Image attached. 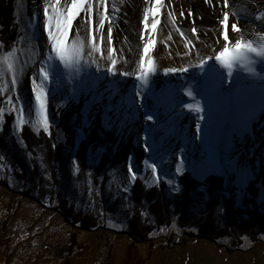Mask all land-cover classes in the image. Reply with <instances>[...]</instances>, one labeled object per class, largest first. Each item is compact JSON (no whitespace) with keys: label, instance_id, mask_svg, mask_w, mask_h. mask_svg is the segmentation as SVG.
Here are the masks:
<instances>
[{"label":"rangeland","instance_id":"1","mask_svg":"<svg viewBox=\"0 0 264 264\" xmlns=\"http://www.w3.org/2000/svg\"><path fill=\"white\" fill-rule=\"evenodd\" d=\"M127 2L128 0H88L93 9L90 19H86L83 12L77 16L69 29L66 43L71 46L77 39V34L80 38L82 28H88L90 34L99 29L98 21L105 9L112 26L115 25L123 14L122 7ZM70 6L71 0H59V4L56 0H0V14L5 13L4 9L8 7L9 22L13 24L8 33H3L1 30L4 26H0V136L6 133L5 138L8 137L14 145L21 148L24 143L22 132H25L26 128L32 131L36 138L43 134L51 137V148L57 151L63 149L67 154L66 163L73 178L78 176L80 169L77 162L73 165L72 161L76 160L77 152L84 146L92 183H97V190L104 194L107 200L122 199L125 208L131 203V190L136 181L133 182L128 173V157L131 154L134 157L133 171L137 173V178L143 180L146 188H163L161 191L171 202L180 192V176L190 171L192 179L196 182L195 190L199 193L192 208L194 213H200L205 208L208 194L202 184L211 173L224 179L223 193L232 202L229 211L236 221L248 220L253 211L264 212V159L259 160L258 164H255L254 160L246 161L243 153L239 156L232 154L223 144H216L210 150L203 149L198 144L200 151L192 153L193 150L189 148L190 138L185 141L184 126H177L179 137L175 139L176 144L174 143L178 145L182 135L185 141H181L184 149L154 147L151 152L144 150L145 129L157 131L163 126L154 120L146 122L145 116L152 114L154 119L157 117L156 119L162 122L168 117L169 111L167 107L161 110L162 112L153 108L152 93H149L148 89L151 86V92L158 89L153 86V81L149 88L141 87V82L136 79L138 75L132 79L127 77V81L121 80L124 76L120 75L115 77V83L109 84L110 73L106 75L105 70L99 69L103 75L96 70V78H101V75L105 78L103 89L109 90L113 97L119 95L120 100L116 103H108L106 100L99 104L100 106L97 104L95 109L92 104L96 103L86 102L87 94L81 96L76 94L77 91H73L75 82L69 77L76 74L65 69L58 60L52 61L56 67L47 85V112L51 122V135L37 126L39 118L31 92V76L34 71H38L41 60L50 48L44 30V9L47 7L51 15L53 7L66 12ZM162 7L168 6L161 5ZM169 8L175 20L181 17V12L186 11L172 4ZM2 21L6 19L0 18V22ZM108 26L106 22L104 32ZM12 30L15 32L13 42L7 41L12 35ZM52 55L55 56V53ZM9 64L12 65L11 70L8 68ZM135 68L132 70L134 73L137 72ZM21 69L24 71L22 80L13 87L12 74L15 72L17 77H20ZM156 80L155 77L154 81ZM119 83L122 86H119ZM76 84L82 83L76 81ZM172 86L173 81L168 84L169 88ZM182 86L185 84L182 83ZM160 90L162 91V87ZM136 92L142 96H136ZM18 96L22 97V100H18ZM240 96L244 100L248 98V95ZM185 100L192 102V98L189 99L188 96ZM21 104L25 109L22 114L14 111V108ZM109 104L116 111H110L108 115L114 114L113 118L118 122L124 119L125 115L129 120L127 122L135 125V130L122 126L125 130L120 135L117 121H110L111 126L105 127V108ZM85 111L89 120L87 127H83L82 123ZM187 114L185 110H176L169 121H180L184 116L187 118ZM21 115L25 120L23 127L16 123ZM259 125L263 130L257 132L252 128L250 136L256 143L254 146L259 147L260 151L264 147V141H258L257 137L260 134V137L264 138V121L261 120ZM206 126L209 131L218 132V129L210 124ZM154 138L158 137L155 135ZM155 143L156 141L153 142ZM194 143L193 140L192 145ZM40 148L44 147L40 144ZM182 157L183 163L180 162ZM104 162V171L94 179L96 169ZM153 163L157 166L155 175L151 172ZM177 167L181 169V173L176 172ZM12 174L7 161L0 159V264H264V234L255 241L248 236H241L240 243L236 245L232 244L230 238L221 239L219 244H215L199 235L196 228L179 227L178 217L174 215L170 227H164L151 234L152 241L137 242L128 234V222L122 213H116L114 216L107 214L101 227L96 230L75 226L56 211V204L43 205L32 197L11 190L7 184L14 181ZM169 180L172 181L171 185ZM177 186L179 191H176ZM241 190L244 195L238 197L237 194ZM91 200L92 197L87 198V201Z\"/></svg>","mask_w":264,"mask_h":264},{"label":"bare ground","instance_id":"2","mask_svg":"<svg viewBox=\"0 0 264 264\" xmlns=\"http://www.w3.org/2000/svg\"><path fill=\"white\" fill-rule=\"evenodd\" d=\"M170 4L178 6L181 10L186 9L183 12L184 15L178 20L173 19L170 13ZM162 5L168 7L160 8L157 13V18L160 20V23L157 25L155 31H152L149 26L146 33L143 27L144 12L148 8L154 7V0H128L122 7L123 14L121 18L112 26L113 43L111 47L116 49L113 53V58L117 61V75L115 77H120V73L124 71L130 73L129 76H124L121 79L123 81H127V77H131L130 79H132L133 76L139 75V60L143 55V44L149 36L156 40V44L150 49L148 54L153 61L152 71L148 78V88L153 81V86L155 85V88L158 90H152L153 92H151V86L148 89L150 92H148L152 93L153 108H158L162 112L161 110L167 107L166 109L170 113L168 112L169 118L167 117L162 122L159 119L158 121L156 119L157 117L155 119L153 118L156 123L163 124V126L158 128L157 131H151L149 128L150 132L146 133L145 136L151 135L150 143L151 141L152 143L156 141L154 147H158L159 149L162 147L165 149L170 148L173 150L182 149L183 145L181 141L185 142L187 138H190L189 141L191 143L189 142V148L193 150L192 153L200 151L197 148L198 144L206 150H210L216 144H223V147L226 145L229 152L232 151V154L235 153V155L239 156L243 153L246 161L254 160L255 164H258L260 162L259 160L264 159V147L259 151L260 148L254 146L256 143L252 141L250 129L253 128L257 132L263 130L262 127L260 129L259 125L261 120L264 121V99L261 97V84L259 79L254 80L249 72L239 65L234 67L233 77L229 78L227 70L222 69L219 62L215 61L213 57V60L208 61V65L217 64L216 68H219V71H222L224 74V82L222 87L213 83L208 94L204 95L202 90L205 79L204 73L199 68L191 67L190 65L197 64L200 58L206 59L213 53L218 55L222 50V45L234 44L235 40L240 38V33H235L231 30V23H236L238 27L242 26L241 31L244 34L245 40L251 39L254 43L258 42L259 37L264 35V0H227V6H225V0H162ZM224 11L228 12L230 18L227 30L229 35L228 41H224V25L220 23L223 19ZM151 20L152 17L150 16L149 24H151ZM192 27L196 28L197 31L195 33L191 31ZM82 29L83 31H81L82 33L79 39L85 42L83 61L95 59L100 65V70L106 71L111 66V61L108 58L109 46L107 45L106 39L101 43L99 40V29L91 34L88 28ZM181 31L185 34L184 36L180 35ZM93 35H96V42L101 50L99 52H93L92 56L89 57L88 53L92 51ZM104 35L106 38L107 31L104 32ZM141 35H144V40L140 39ZM187 40H191L192 44L185 47ZM197 52H199V56ZM185 53H188V55H185ZM135 67L137 68V72L134 73L132 70ZM171 67H187L188 71L185 73L177 72L175 74L170 73L164 75V70ZM255 69L259 75L264 76V65L257 62ZM96 70V64H91L90 67H83L82 71L76 74V76L69 77V79H73L75 82L76 87L73 91H77L76 94L81 95L85 93V95H88L86 102L89 101L92 103L94 96L100 97L103 94V99H100L96 105L92 104L95 109H97V104L106 102V100L108 103H116L120 100L119 95L115 97L111 95V100H109L111 92L102 87V84H104L103 75L106 72L103 73L99 70L103 75H101V78H96ZM109 75L110 82L108 83H115L116 78L111 73ZM155 77L157 79L156 81H154ZM174 80L178 81L174 82ZM76 81L82 84H76ZM172 81L173 86L169 88L168 84ZM182 83L185 84L184 87ZM72 85H74L73 82ZM119 86L122 85L119 83ZM161 87L162 91H159ZM189 91H192L194 99L187 94ZM239 94L248 95V98L244 100ZM186 96L189 99L192 98V102H186ZM148 101L151 102L150 100ZM197 101L205 108V113L203 114L206 116L205 120L199 121L202 129L200 133H197L196 130L197 114L185 107L186 104H192L194 109ZM176 110H185L188 113V117L186 118L184 116V118H181L177 122L169 121L172 113ZM124 111H126V106H124ZM110 117L113 119L111 123L117 121L113 118L114 114L112 115L110 113ZM167 120L168 122H166ZM127 121L129 120L125 119V115L124 119L119 120V122L117 121L120 135L125 130L122 126H125L128 130H135V125L133 123L129 124ZM123 122L125 123L123 124ZM146 122L150 123L148 120ZM206 124L217 128L218 132L209 131L210 129L207 128ZM177 126H184L186 128L184 131L182 130L186 132V139L184 141L181 135L180 143L175 145V139L179 137L176 129ZM155 135L158 137L157 139L154 138ZM193 140L195 142L194 145H192ZM257 140L264 141V138L260 137L259 134ZM149 151L151 152L152 150Z\"/></svg>","mask_w":264,"mask_h":264},{"label":"trees","instance_id":"3","mask_svg":"<svg viewBox=\"0 0 264 264\" xmlns=\"http://www.w3.org/2000/svg\"><path fill=\"white\" fill-rule=\"evenodd\" d=\"M4 10L0 18L6 21L0 22V26H4L3 33H8L13 24L9 22V8ZM14 35L12 30L7 41L13 42ZM22 134V148L14 145L8 137L6 139V133L0 136V159L7 161L14 178L12 184L7 182L8 187L43 205L56 204V211L75 226L96 230L107 214L114 216L122 213L128 222V234L137 242H147L152 241L154 231L170 227L176 215L179 227L196 228L199 235L215 244L230 238L236 245L240 243L241 236L255 241L264 234V212L253 211L248 220L239 221L230 215L232 202L224 196V179L215 173L208 174L202 184L208 197L200 213L192 211L199 193L195 190L196 182L190 171L180 176V192L173 202L161 191L163 188H146L143 180L137 178L131 190V203L125 208L122 199L107 200L97 190L96 181V184L92 183L84 146L76 154L80 170L73 178L66 163L67 154L63 149L57 151L51 148V137L43 134L36 138L28 128ZM40 144L44 148H40ZM105 166L104 162L96 169L94 179L104 171ZM89 197H92L91 201H87Z\"/></svg>","mask_w":264,"mask_h":264},{"label":"snow or ice","instance_id":"4","mask_svg":"<svg viewBox=\"0 0 264 264\" xmlns=\"http://www.w3.org/2000/svg\"><path fill=\"white\" fill-rule=\"evenodd\" d=\"M56 3L59 4V0H56ZM162 5V0H154V7L148 8L143 15V27L145 32L147 33L149 26L151 27L152 31H155L157 25L160 23V20L157 18V13L159 12ZM225 6H227V0H225ZM92 5L88 3V0H71V6L67 9L66 12H61L59 8L53 7L52 14H49V9L46 7L44 9V30L47 33L48 41H49V51L45 58H43L40 62V67L38 71H34L31 76V92L34 95L35 101V111L36 115L38 116L37 126L42 127V130L51 135L50 133V119L47 112V105H48V82L50 77L52 76L56 65L52 63L54 60H58L65 69L69 70V72L73 74H78L82 71L83 67L88 66L90 67L91 64H96L97 71L100 69V65L96 62L95 59H91L90 61H83L84 55V48L85 42L79 39V35L77 34V39L69 46L66 41L69 35V29L72 26L73 20L79 16L82 12L85 14L86 19H90L92 13ZM181 16L184 15L183 12L180 13ZM191 15V13H189ZM152 17L151 24H149V17ZM229 14L228 12H223V19L220 21L221 24L224 25V41L229 40L228 35V27H229ZM108 22L107 28V36L105 38L104 35V28L105 23ZM99 40L103 43L106 39L108 47V58L111 61V66L107 68V73H111L113 77L117 75L116 72V64L117 61L113 58V53L116 49L112 48L111 45L113 43V35H112V24L110 21V16L105 9V12L100 16L99 21ZM242 26L238 27L236 23H231V30L235 33H240V38L235 40L234 44H225L222 45V50L217 54L213 53L209 55L206 59L200 58L199 62L194 65H190L191 67H197L204 73V84L202 85L203 94L207 95L209 89L212 87L213 83L218 84L219 86H223L224 82V74L222 71L216 70L215 65H208L209 60L218 61L222 69L227 70V75L229 78L233 77L234 74V67L239 65L242 66L245 70L249 72L251 77L255 79H259L261 84V97L264 99V76L259 75L256 72L255 65L259 62L261 65H264V35L259 37V41L254 43L251 39L245 40L244 34L241 31ZM179 31V29H177ZM191 31L195 33L197 30L195 27H192ZM181 36L185 34L181 31ZM96 35L92 36V51L88 53L89 57L92 56L93 52H99L101 49L96 42ZM141 40H144V35L140 36ZM219 43V41H217ZM156 44V40L149 36L145 43L143 44V55L140 57L139 60V75L136 76V79L141 82V87L147 88L148 87V78L149 74L152 71L153 61L148 56L150 49ZM192 44L191 40H187L185 43V47ZM48 47V45H46ZM193 47H195L193 45ZM55 53V56L52 55ZM188 55V53H185ZM199 56V52H197ZM9 70L12 69V65H8ZM188 71L187 67L181 68H167L164 70V75L168 74H175L177 72L185 73ZM24 75L23 69H21L20 77H17L16 73L13 72L11 83L13 87H15L18 83L21 82L22 77ZM122 76H129L130 73L128 71H124L120 73ZM39 81V82H38ZM190 97H193L192 91L187 93ZM136 96H140L139 92H136ZM18 100H22V97H17ZM100 99H103V94L100 97H93V103H97ZM109 100H111V95H109ZM11 99L9 103H11ZM190 111H194L197 114V124L196 130L197 133L202 131L199 121H203L206 119V116L203 114L205 113V108L202 107L199 101L196 102V106L193 109L192 104H186ZM23 104L19 105L18 107L14 108V111L18 113L24 112ZM110 111H116L112 108L111 104L105 108V115H104V126L110 127L112 121V117L108 115ZM210 111V110H209ZM83 127H87L89 125V120L87 117V111L83 113ZM153 115L148 114L146 116V120L151 121L153 120ZM117 119H119V114L117 112ZM127 119V117H125ZM21 127L25 124V120L21 115L17 120ZM146 133H149V129H145ZM144 143L143 147L144 150L147 152L149 150L154 149V144L150 143L151 135H147L143 138ZM134 157L129 154L128 157V173L130 174L131 180L134 182L137 178V173L133 171ZM181 163L184 162V158H181ZM146 163V161H145ZM72 164H76V160L72 161ZM151 172L155 175L157 173V166L155 163L151 164ZM177 173H181V169L179 167L176 168ZM159 179V177H157ZM168 183L171 185L172 181L169 180ZM176 191H179V187L177 186ZM238 197H242L244 195L243 190H241L238 194Z\"/></svg>","mask_w":264,"mask_h":264}]
</instances>
